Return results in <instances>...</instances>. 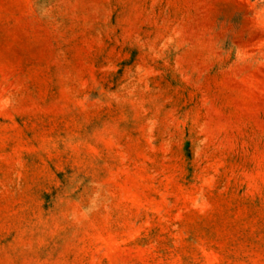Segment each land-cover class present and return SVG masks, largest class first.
I'll list each match as a JSON object with an SVG mask.
<instances>
[{"label":"rangeland","instance_id":"374dc122","mask_svg":"<svg viewBox=\"0 0 264 264\" xmlns=\"http://www.w3.org/2000/svg\"><path fill=\"white\" fill-rule=\"evenodd\" d=\"M0 264H264V0H0Z\"/></svg>","mask_w":264,"mask_h":264}]
</instances>
